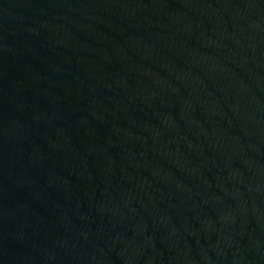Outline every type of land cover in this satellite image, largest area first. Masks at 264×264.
Wrapping results in <instances>:
<instances>
[{
  "label": "water",
  "instance_id": "95a60500",
  "mask_svg": "<svg viewBox=\"0 0 264 264\" xmlns=\"http://www.w3.org/2000/svg\"><path fill=\"white\" fill-rule=\"evenodd\" d=\"M0 264H264V0H0Z\"/></svg>",
  "mask_w": 264,
  "mask_h": 264
}]
</instances>
